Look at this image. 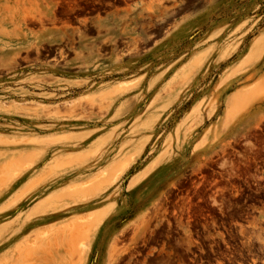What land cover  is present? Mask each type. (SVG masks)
<instances>
[{
	"label": "rangeland",
	"instance_id": "1",
	"mask_svg": "<svg viewBox=\"0 0 264 264\" xmlns=\"http://www.w3.org/2000/svg\"><path fill=\"white\" fill-rule=\"evenodd\" d=\"M224 1L177 7L166 38L128 28L99 43L111 54L46 57L76 41L36 32L52 1L0 0V264H154L160 230L197 226L184 219L202 208L215 223L191 202L216 187L209 204H254L224 225L223 264H264V0ZM191 239L197 257L217 241Z\"/></svg>",
	"mask_w": 264,
	"mask_h": 264
},
{
	"label": "flooded vegetation",
	"instance_id": "2",
	"mask_svg": "<svg viewBox=\"0 0 264 264\" xmlns=\"http://www.w3.org/2000/svg\"><path fill=\"white\" fill-rule=\"evenodd\" d=\"M51 4L54 5L55 9L52 12L53 15L49 18L50 22L46 23V27L36 25L34 28L36 32H39L43 36L47 34H57L61 32L65 38L76 39L74 46L72 42L59 46L56 44H50L41 48L40 54L43 56H63L67 57L73 55L79 50H83L84 45L93 46L94 53L100 54V50L107 49L104 54H111L114 48L109 44H99L102 39L114 38H128L126 33L128 28L135 29L134 37L139 38H166L169 37L170 29L173 28L174 24L182 19V15H177V7H191V6H207L208 2L203 0H51ZM145 7H154L157 12L154 16H147L145 14ZM186 12H184V15ZM42 22V20L40 21ZM39 22V23H40ZM43 23V22H42ZM56 23V24H54ZM42 27V30H41ZM76 45V46H75ZM88 46V47H89ZM122 49L121 47L118 50ZM96 51V52H95ZM92 53V52H88ZM34 58V57H33ZM32 58V59H33ZM71 58V57H70ZM260 171L263 172L264 162L257 166ZM206 175L213 176L212 181L220 183L228 181V178L214 170L211 167L206 168ZM255 175V174H254ZM202 175L198 177L201 178ZM232 181L230 184L233 188L238 182H247L245 178L235 176L230 178ZM198 182H196L197 184ZM235 183V186H234ZM211 186L213 183H210ZM250 185H254L248 182L246 187L250 188ZM194 185L191 184V188ZM218 187L215 190L208 192V188L204 193L206 197L195 199L191 204L195 206L200 203L204 206H215V223L212 221L211 215L205 212L195 214L194 216H187L184 220L189 221L197 226H167L165 230H160L156 234L154 240L155 246L152 247V252L157 258L154 264H223L222 249L224 241L223 232L225 224H231L235 226V221L231 219L239 218H251V214L254 212V204L251 202L244 207L240 212V205H234L233 209L224 208L221 197L215 205L209 204V194L217 193L216 196H221L223 192L218 191ZM254 191H251L252 194ZM228 196L237 198L239 196L237 191L230 190L227 192ZM187 195V196H186ZM250 199H252V196ZM185 198L186 201H190L193 198L192 192H186L185 196H177L173 200V204L179 202L180 199ZM231 211V214L228 212ZM179 211V210H178ZM172 215L175 214V210L171 211ZM196 213V210H195ZM200 237L202 240L207 241L208 237L216 238L215 249H207L205 251L198 250L201 256L192 254L191 248L192 239L191 237ZM195 244H199L193 240ZM205 246H210L206 242ZM148 253V251H147ZM141 254L138 253L133 255L132 258L125 261L123 264H129L128 261L135 258V262L132 264H142L137 257ZM197 257V258H195ZM227 260V259H226ZM229 264V263H228Z\"/></svg>",
	"mask_w": 264,
	"mask_h": 264
},
{
	"label": "crops",
	"instance_id": "3",
	"mask_svg": "<svg viewBox=\"0 0 264 264\" xmlns=\"http://www.w3.org/2000/svg\"><path fill=\"white\" fill-rule=\"evenodd\" d=\"M237 3L235 2H225L224 0H217V2H212L208 3L207 6L212 5V6H232L236 5Z\"/></svg>",
	"mask_w": 264,
	"mask_h": 264
},
{
	"label": "bare ground",
	"instance_id": "4",
	"mask_svg": "<svg viewBox=\"0 0 264 264\" xmlns=\"http://www.w3.org/2000/svg\"><path fill=\"white\" fill-rule=\"evenodd\" d=\"M127 72H128V71H127ZM134 83H135V82H134ZM126 84H127V83H122V84H120L119 86H117L116 90L114 89V91H118V92H121L122 90L125 91L124 88H128V87H125ZM127 86H128V85H127ZM112 94H113V92H110V93H107V94H105V95H107V96L109 97V96H111ZM125 164H127V162H126ZM123 168H124V166H123ZM121 170H122V169H121ZM116 174H117V172H116ZM73 257H74V255H73Z\"/></svg>",
	"mask_w": 264,
	"mask_h": 264
}]
</instances>
